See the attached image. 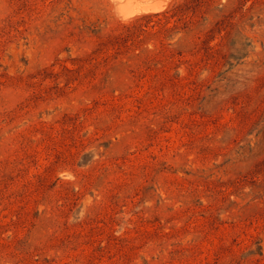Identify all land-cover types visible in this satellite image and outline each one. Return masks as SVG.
I'll use <instances>...</instances> for the list:
<instances>
[{
    "label": "rangeland",
    "instance_id": "obj_1",
    "mask_svg": "<svg viewBox=\"0 0 264 264\" xmlns=\"http://www.w3.org/2000/svg\"><path fill=\"white\" fill-rule=\"evenodd\" d=\"M154 1L0 0V264H264V0L206 15L197 86L91 72Z\"/></svg>",
    "mask_w": 264,
    "mask_h": 264
},
{
    "label": "trees",
    "instance_id": "obj_2",
    "mask_svg": "<svg viewBox=\"0 0 264 264\" xmlns=\"http://www.w3.org/2000/svg\"><path fill=\"white\" fill-rule=\"evenodd\" d=\"M217 1L181 0L160 13L142 15L129 23L119 24L105 37L99 36L100 30L94 31L98 41H109L101 43L100 47H109L111 53L93 59L91 72L100 68L107 70L111 63H115L114 66L128 71L131 80H147L157 89L197 86L199 76L205 71L211 72L213 56L208 42L214 38L215 32L220 34L223 24L217 20L209 22L206 18L217 5H221ZM69 6L67 1L63 9L53 16L52 22L56 24L64 19L62 25H71L73 18L69 15ZM77 28L80 31L86 29L85 26ZM150 41L154 42L152 49L147 47ZM202 50L204 54L199 55ZM187 54L196 59L191 60ZM63 68L74 72L81 67ZM106 70L100 74L105 75Z\"/></svg>",
    "mask_w": 264,
    "mask_h": 264
},
{
    "label": "bare ground",
    "instance_id": "obj_3",
    "mask_svg": "<svg viewBox=\"0 0 264 264\" xmlns=\"http://www.w3.org/2000/svg\"><path fill=\"white\" fill-rule=\"evenodd\" d=\"M156 1H157V2H156ZM164 1H165V0H155L154 2H152V3L155 4V6H154V4H153V5H152V4H148L147 7H144L145 5H143V6H141V7H144V8H142L141 11H143V10H149V8H148L149 5H152V6H154L155 8H156V6H157V7L159 8V10H160V9H161V4H162ZM166 1H167V0H166ZM166 1H165V2H166ZM145 4H146V3H145ZM138 7H139V6H138ZM138 7H137V8H138ZM162 7H163V6H162ZM126 8H128V7H126ZM130 8H132V11H135V10H136V9L133 10L134 7H130ZM139 8H140V7H139ZM158 8H157V9H158ZM140 9H141V8H140ZM140 9H138L137 12H138ZM152 9H153V8H152ZM152 9H151V10H152ZM157 9H155V11H156ZM151 10H150V11H151ZM128 11H129V9H128ZM130 11H131V10H130ZM130 11H129V12H130ZM132 11H131V12H132ZM131 12H130V13L124 12L125 15H124V13H122V14H123L124 16H126V13H127V14H129L128 16H131V15H130V14H132ZM135 12H136V11H135ZM147 12H148V11H147ZM133 13H134V12H133ZM126 17H127V16H126Z\"/></svg>",
    "mask_w": 264,
    "mask_h": 264
}]
</instances>
